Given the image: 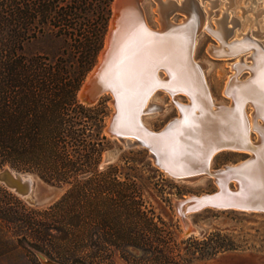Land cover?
<instances>
[{
	"label": "rangeland",
	"instance_id": "1",
	"mask_svg": "<svg viewBox=\"0 0 264 264\" xmlns=\"http://www.w3.org/2000/svg\"><path fill=\"white\" fill-rule=\"evenodd\" d=\"M93 1L95 4L99 3L97 0ZM171 1H174L172 3L178 7L180 0ZM114 3L115 0H110L105 11L104 37L101 48L94 58L93 66L85 73L74 98L68 99L59 95L63 103L49 115L50 120L59 128L58 135L61 141L67 145V154L56 159L52 156L48 157L50 155L48 152L42 153L36 150L34 170L14 166L12 163H6L0 168L9 166L14 172L34 175L40 183L61 188L60 193L52 203L36 206L0 182V204L12 207V210L16 211L13 214L16 219L21 218L24 212L30 213V210H33L34 213L30 214L34 217L35 229V222L41 217L37 211L54 204L63 196H68L67 208L68 211L70 210V216H78L73 220L76 224L72 225L70 232L89 237L93 234L116 232V228L112 229L103 225L102 218L92 213L89 199L93 193L121 191L125 195H134L140 202L142 210L147 213L146 215L162 229L164 234L168 233L171 246L176 253H179V257L187 252L188 247L195 244L194 240L201 241L212 233L217 235L214 240L225 245L213 257L191 255L190 257L193 256V258L190 264H264V212L208 207L188 214L192 226L204 232L184 235V227L176 212L174 200L215 192L218 186L214 178L200 175L190 180L176 179L153 163L148 150L141 147L125 148L118 139L110 137L105 132L114 113L113 97L110 93L99 95L91 105L80 100L79 94L89 75L99 64L101 54L106 47ZM192 3L198 17L197 43L192 54L193 61L202 67L201 72L211 101V109L215 110L218 106L230 107L232 99L224 95V90L235 73L232 65L240 61L237 56L227 59L211 57L210 46L217 45L219 42L209 30H217L218 22H224L230 29L228 43L239 40L236 39L238 35L247 31L256 34L261 32L263 37L260 39L264 42V13L258 16L261 11H264V0H192ZM138 4L146 25L148 22L147 26L152 30L159 29L158 0H138ZM186 17L179 10H175L170 20L179 23L186 20ZM233 19L237 21L235 22L237 26H234ZM202 26L204 27L201 30ZM252 39L259 40L258 37H252ZM23 53L28 57L41 55L54 60L69 59L68 65L72 70L81 67L83 61L79 53L74 55V48L70 43H64L48 32L26 42ZM252 53L253 50L244 55L250 57ZM248 62L252 63L250 60ZM159 75L163 78L164 72L160 70ZM250 76L249 71H243L238 79L245 81ZM189 103L188 97L184 94H176L173 98L164 90L158 89L150 100V105L158 109L146 112L142 117L143 121L151 130L160 132L170 122L180 117V110L176 104L188 105ZM38 112V107L35 106V123L37 116H40ZM254 112V108L249 103L246 104V116H251ZM257 121L263 124L261 119ZM249 137L254 143H258L259 134L256 131L250 130ZM84 142L89 143L95 150L91 161H87L86 158L80 161ZM116 148L121 150L116 160L101 166L105 154ZM250 156L245 152L224 150L213 156L210 168L221 169L226 165L240 163ZM59 171L69 173V178L62 184L47 180L50 173ZM231 186L235 187V183L232 182ZM22 204L26 209L22 208ZM16 219L9 222L0 218V264H42L37 256L38 250L24 246L19 230L20 221ZM119 221L127 225L125 232H147L142 222L136 223L125 216ZM62 248L67 249V246H59V250ZM54 253L55 256L59 255L57 252ZM102 261L100 264H134L119 254L113 260Z\"/></svg>",
	"mask_w": 264,
	"mask_h": 264
},
{
	"label": "trees",
	"instance_id": "2",
	"mask_svg": "<svg viewBox=\"0 0 264 264\" xmlns=\"http://www.w3.org/2000/svg\"><path fill=\"white\" fill-rule=\"evenodd\" d=\"M97 2L0 0V168L12 163L34 170L36 150L48 152V157L56 159L67 154V145L61 141L59 128L49 115L63 103L59 95L74 98L101 48L105 11L110 0ZM46 32L70 43L74 55L82 56V66L72 70L69 59L26 56L23 53L25 43ZM35 106L40 115L36 123ZM82 149L80 161L85 158L91 161L95 150L86 142ZM48 176L49 182L62 184L69 173L59 171ZM67 197L37 211L41 217L35 222V229L34 217L30 214L33 210L16 219L12 207L0 204V218L20 221L24 246L68 264H100L102 260H113L117 254L134 264H190L191 255L213 257L225 246L214 240L217 235L212 233L201 241L194 240L195 244L179 257L168 233L164 234L146 215L134 195L121 191L97 192L89 199L92 213L102 218L103 225L116 228V232L89 237L73 234L70 232L73 220L78 216H70ZM123 216L136 223L142 222L147 232H125L127 225L119 221ZM65 245L67 249L59 250V246ZM54 252L59 255L55 256Z\"/></svg>",
	"mask_w": 264,
	"mask_h": 264
},
{
	"label": "bare ground",
	"instance_id": "3",
	"mask_svg": "<svg viewBox=\"0 0 264 264\" xmlns=\"http://www.w3.org/2000/svg\"><path fill=\"white\" fill-rule=\"evenodd\" d=\"M180 0L177 4L178 7L175 8L174 1L171 0H158L157 12L159 14L160 28L154 31L162 33L168 23L171 24H181L186 20H182L179 23L171 22L170 16L175 10L182 12L186 18H189L190 26L183 33L170 34L168 36H146L141 29H130L126 28L127 24H123L122 31L124 30L125 35H120V39L117 40V49L114 53V57L110 62L103 68L100 72L97 84L98 86H107L113 89L116 95L117 102V120L118 124L121 125L126 131H136L137 130V114L140 115V120L142 125L148 130L155 132L148 128V126L143 121V115L148 112V107L150 106V100L153 94L158 90V81L167 82V86L173 90H180L182 92H187L193 95L195 102H193L189 94H184L188 97L189 101H192V105L200 108V110L195 111H185L183 114L180 110V117L173 123L165 132L155 136L151 139L159 156L162 158L163 162L168 166L180 171L186 170L193 167L200 160V152L207 153L212 146L217 142H224L230 139L242 137L243 125L238 122L241 118L238 112L230 111L228 113H218L216 110H210L206 96L202 94L200 86V73L196 65L192 64L187 55L186 42L182 41V38H187L192 34L198 23L197 12L192 3V0ZM173 2V3H172ZM176 4V3H175ZM215 5V3H213ZM182 5V6H181ZM210 13V11H208ZM261 11L258 16L263 14ZM228 19V16L225 12ZM197 21V22H196ZM234 26H237L233 19ZM228 24V22H227ZM148 25V22H147ZM204 26L200 29L202 30ZM151 29V28H150ZM152 30V29H151ZM135 33V39L130 41L131 37ZM230 29L226 26L224 22H218L217 30L214 31V37L218 40V44L215 48L211 50L209 48L210 55L213 58H230L227 57V52L229 54L237 55L238 61L243 60L245 66H251L249 58L244 55L245 52L251 50L255 51V43L264 48V42L261 41L262 33L249 32L240 33L233 44L228 46L224 45L228 39ZM252 37H258L259 40L252 41ZM223 45H222V43ZM128 43L127 50L123 53L121 48ZM197 39L195 40L196 47ZM232 45V46H231ZM194 52V51H193ZM256 53V52H255ZM258 64H260L257 70L256 79L252 80L247 85L240 88L241 92L245 94L247 98H256L261 103V112L264 114V90H261L256 81L260 79L261 73L264 72V56L257 52ZM230 56V55H229ZM121 61H123L121 63ZM233 66V65H232ZM161 67H165L162 69ZM202 68V67H201ZM131 70L137 72H143V79L145 84H142L139 88L135 87L133 83L128 82L129 73ZM159 70L164 72V77L161 78L159 75ZM235 73L233 76H239L244 70H238V63L234 67ZM202 74V72H201ZM251 74V73H250ZM150 81V83L148 82ZM123 84V86H121ZM94 85V88H98ZM111 85V86H110ZM146 85V86H145ZM167 92L170 97L175 96ZM241 94V93H240ZM190 104V103H189ZM144 105V111L140 112V108ZM192 106V107H193ZM114 108V113H115ZM234 116L237 119L235 121H230V117ZM253 115L247 117L249 131L253 130L254 120ZM139 118V117H138ZM187 118V119H186ZM186 121V122H185ZM257 122V126L263 127L264 120ZM131 142L134 141L133 138L129 139ZM264 142V136L259 135L258 144L250 141L252 145H261ZM199 152V153H198ZM218 153V152H216ZM215 153V154H216ZM251 156L255 154L250 153ZM198 156V157H197ZM255 158H258L255 156ZM213 169L210 168V172ZM12 176L16 175L11 169ZM241 176V182L244 185V191L239 195H235L232 198L240 201H261L264 202V148L261 149L260 159H256L254 163L245 167L239 172ZM23 180L28 179L30 188L34 189V181L30 176H23ZM11 183L16 185V187L23 190L21 181L10 180ZM4 184V183H3ZM235 184H239L235 181ZM5 185V184H4ZM6 186V185H5ZM36 186V185H35ZM7 187V186H6ZM15 193L19 194L23 198H29L30 196L21 195L17 192V188L8 187Z\"/></svg>",
	"mask_w": 264,
	"mask_h": 264
},
{
	"label": "water",
	"instance_id": "4",
	"mask_svg": "<svg viewBox=\"0 0 264 264\" xmlns=\"http://www.w3.org/2000/svg\"><path fill=\"white\" fill-rule=\"evenodd\" d=\"M176 8V7H175ZM177 9V8H176ZM197 22V21H196ZM127 24L125 26L127 29L129 28L130 31L134 29H141L146 36H168L170 34H176V33H183L189 26V18L181 24H171L168 23L165 30L162 33H158L154 30H151L145 23V20L142 16L138 0H115L114 3V13L113 18L111 21V28L110 32L107 37L106 41V47L104 51L101 54L100 62L96 66V68L93 70V72L89 75L88 80L86 81L83 89L81 90L79 96L80 100L84 102L85 104L91 105L94 104L96 99L99 95L103 93H110L113 97V106L115 108V113L112 114L108 126L105 128V132L112 138L118 139L125 148H133V147H141L150 153V157L153 160V163L157 165L159 168L164 170L166 173H168L170 176L180 179V180H190L194 179L197 176L200 175H208L210 177H213L218 189L213 193H205L202 195H191L188 198H183L179 200H174V205L176 212L182 221L183 227H184V235H191L194 233H203L204 231H199L196 227H193L189 218L188 214L192 212H197L202 209L213 207L218 209H238L243 211H259L264 212V202L261 201H254V202H248V201H240L235 200L232 197L235 195H239L244 191V185L240 181L241 176L239 175V172L244 169L245 167H248L252 163L256 161V159H260L261 155V149L264 148V142L261 144L263 147H259L257 145H252L250 141H252L249 137V128H248V121L247 116L245 114V106L246 104H250L255 112L252 114L253 120H254V131H256L260 136H264V129L263 127L257 126V120L263 119L264 120V114H262L261 110V103L256 98H247L243 92H241L240 88H242L244 85H247L252 80L256 79L258 73L257 70L259 69L260 64H258L257 59V52H260L261 55L264 56V48L260 47V45H256L255 51H253L252 55L249 58V60L252 62L251 66H245V63L243 60L238 62V70L243 69L244 71H249L251 73V76L245 80L240 81L238 79L239 76H232L229 80V82L226 85V88L224 90V95L228 98L232 99V105L230 107H224V106H218L216 107V111L218 113H228L230 111H236L240 114L241 118L238 119V122L242 123L243 125V135L242 137L230 139L224 142H217L215 143L212 148L207 152H198L200 155V160L196 165H194L191 168H188L186 170H176L170 166H168L166 163L163 162L162 158L159 156L158 152L156 151L154 145L152 144L151 139L155 136H158L159 134H162V132H165L173 123H175L174 120L170 122L162 131L160 132H152L148 130L146 127L142 125V122L140 120L139 113L137 114V130L136 131H126L121 125L118 124L117 120V102H116V95L112 88L107 86H98L97 81L100 76V72L103 70V68L110 62V60L114 57V53L117 49V40L120 39V35H125L122 31L123 24ZM196 24L195 30L192 32L190 36L187 38H182V41L186 42L187 52H188V59L189 61L196 65L199 69L200 73V86L202 90V94L206 96V100L208 101L209 108L212 111V105L209 98V94L207 91V88L205 86L203 76L201 74V65L198 63H195L192 58L194 46H195V40H196V34L198 30V23ZM215 31V30H214ZM213 30H209L214 35ZM247 37V36H246ZM247 39H250L247 37ZM252 40V39H250ZM237 41V40H236ZM252 41L255 42L253 39ZM235 41L228 43L225 42V46L229 44H233ZM222 43V41H221ZM223 45V43H222ZM232 46V45H231ZM215 48V45L211 46V50ZM210 50V51H211ZM256 52V53H255ZM246 53V52H245ZM227 57H234L237 55H231L227 52ZM230 55V56H229ZM235 67V64L233 65V68ZM162 69H165V67H161ZM160 71V70H159ZM167 82H162L161 80L157 83L156 89L166 90L171 94H186L185 92H182L180 90H173L170 87L167 86ZM94 85H96L98 88H94ZM241 93V94H240ZM191 96L193 99L192 101L195 102V98L192 94L187 93ZM192 101H190V104L188 105H182V104H176L178 108L182 111L184 114L189 111H195L200 110V108L192 105ZM193 106V107H192ZM158 109V107L150 105L148 107V111H152ZM144 111V105L140 108V112L142 113ZM214 111V110H213ZM139 117V118H138ZM230 121H235L237 118L234 116L230 117ZM133 138L134 141H130L129 139ZM253 142V141H252ZM258 144V143H255ZM224 150H231V151H239V152H245V153H252L255 154V156H250L248 159L232 164V165H226L225 167L217 170H213L210 172V162L215 155L216 152H221ZM120 149L116 148L112 151H109L105 154L104 160L101 163V166H104L105 164L112 163L116 160L117 155L120 153ZM198 157V156H197ZM23 176H30L33 181L35 180L36 185V193L34 194V189L32 190L29 185V180H23L21 177V173L16 172V175L13 177L11 173V168L9 166H5L4 168L0 169V182L4 183L7 187H14L17 188V192L21 195H29V198H26V200L33 205L36 206H45L50 203H52L58 194L61 191V188L53 185H48L44 183L38 182L34 175L31 174H23ZM10 180L14 181H21L23 190L21 191L20 188L16 187L13 183L10 182ZM235 181H238L239 184H235V187L231 186V183ZM37 256L42 264H68L61 262L59 260L53 259L46 255L44 252L38 251Z\"/></svg>",
	"mask_w": 264,
	"mask_h": 264
},
{
	"label": "snow or ice",
	"instance_id": "5",
	"mask_svg": "<svg viewBox=\"0 0 264 264\" xmlns=\"http://www.w3.org/2000/svg\"><path fill=\"white\" fill-rule=\"evenodd\" d=\"M134 39H135V33L131 37H129L130 41H132ZM127 47H128V43H126L121 48V52L123 53L124 51H126ZM122 62L123 61H121V63ZM142 77H143V72L142 71L137 72L135 70H131L130 73H129L128 82L129 83H133L135 85V87L139 88L142 84H145V81H144V79ZM148 82L150 83V81H148ZM256 83L258 84V86L260 87L261 90H264V72L261 73L260 79L258 81H256ZM121 86H123V84H121Z\"/></svg>",
	"mask_w": 264,
	"mask_h": 264
},
{
	"label": "flooded vegetation",
	"instance_id": "6",
	"mask_svg": "<svg viewBox=\"0 0 264 264\" xmlns=\"http://www.w3.org/2000/svg\"><path fill=\"white\" fill-rule=\"evenodd\" d=\"M34 182H35V180H34ZM36 186H35V183H34V194L36 193Z\"/></svg>",
	"mask_w": 264,
	"mask_h": 264
}]
</instances>
